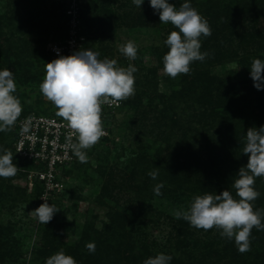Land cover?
Instances as JSON below:
<instances>
[{
  "label": "rangeland",
  "instance_id": "rangeland-1",
  "mask_svg": "<svg viewBox=\"0 0 264 264\" xmlns=\"http://www.w3.org/2000/svg\"><path fill=\"white\" fill-rule=\"evenodd\" d=\"M68 1L0 0V23H2L0 33L13 41V45H17V41L20 42L32 35L26 32L27 22L36 7L40 10L39 17L37 16L35 21L41 20L46 26H49L52 22L62 21V14L65 12ZM92 2H96L98 8L103 12L118 11L120 18L114 16V22L107 25L106 31L110 40L105 42L98 39L96 35L97 25L86 28L84 23L89 36L90 49L101 54L99 47L102 43L111 50V54L104 56L103 59L116 60L118 67L125 68L126 62L134 65L141 59V66L145 68V72L153 68L156 69V82L158 83L159 93L168 94L174 87H182L183 83L180 80L182 74L176 78H171L163 71V57L169 50L165 40L171 31H178V29L170 23L162 24L159 14L150 7L149 0H144L141 8L136 7L132 15L126 13L131 7L135 6L132 0H83V12L87 13L89 18L94 16V14L88 13V6ZM124 2L128 4L126 9H118ZM184 2L185 0H169V3L175 4L177 7ZM187 2L197 9L202 16L207 17L212 30L211 36L201 37V52H208V57L203 62L194 61L190 65L191 70L195 67L202 69L201 78L197 77L193 81L190 77L188 81L191 84L193 82V86L186 85L188 92L190 90L192 93L197 88V94L199 95L194 93L193 97L190 96L179 101V106L184 108L181 112L185 111L180 117H174L170 111L163 113L162 103L159 102V99H155L154 103L148 107L149 121L144 122L141 118V122L138 121L140 125L134 128L133 131L125 129V124H128V117L132 114L126 108L110 118L111 138L109 142L99 141L90 149H86L87 163H81L77 158L75 166L70 167L69 172L66 175L64 174L65 188L64 191L58 193V195H63L60 196L56 206L60 211L51 220L56 226L63 225L61 231L64 235L62 241L57 244L58 249L63 248L65 243H76L81 236L83 227L93 217H95V227L97 230L102 231L105 223L108 222L106 213L110 207L138 214V224L132 228L133 238H135L134 240L138 245H144L148 250V253H145L143 248H140L141 252L143 251L146 254L144 260L159 253H164L172 257V262L174 260L179 261L182 252H190V249L179 244L184 239V237L178 239L183 230L189 232L188 236L192 235L193 238L197 239L200 245L219 242L220 244L216 245L218 250H221L225 242L228 241L226 237L220 235V230L216 228L207 231L197 229L190 226L182 218H174L172 214L175 210H187L195 196L215 193L211 185L220 187L218 182L221 179L217 168L214 170L211 168L207 171L199 166L200 171L191 170L194 181H202L204 186L212 192L201 188H193L194 191L189 192L185 188L176 186V191L170 193L169 190L173 187L168 180H174L176 175H170L169 178L164 175L183 169V163L186 159L189 165L197 164L196 156L200 151L202 156L207 157L213 164L211 153L214 150L218 152L219 149L228 144L227 139L231 137V133H226V129L230 126L225 122L212 121L211 105L220 114L230 108L234 113H238L242 107L232 106L231 98L235 96L241 99L239 105L244 106L249 103L246 102V99L252 97L249 89L264 102V88L257 90L250 76L252 61L254 59L264 61V13L259 11L260 7H264V0H187ZM206 13L211 16L209 17ZM5 17L12 18L10 20L11 24ZM7 24L11 26L10 29ZM19 29H22L20 33ZM38 31L39 29L35 34L42 41H54L58 36L55 29L48 36H45L42 32L38 33ZM10 34L15 35L13 39ZM128 41H134L137 46V58L135 60H130L119 51L120 46ZM47 51L46 48V54ZM11 60L16 59L13 56ZM24 63L22 61L23 65ZM46 63L47 60L44 57L40 60V63H35L33 66L36 81L29 83L30 85L26 88L18 87L26 94V97L21 100L23 109L21 115L28 112H53L55 110L52 102L48 101L40 91V84L46 74ZM227 74L231 81H233L231 75L235 78L233 84L242 85L240 89L235 86L239 91H234L232 88L227 90L228 86L219 85L218 77ZM206 81L210 82L209 86ZM208 91L212 92L214 99L207 95ZM224 94H226L225 97ZM206 95V99L200 100ZM133 96L129 97L127 101H131ZM179 102L177 103L179 104ZM144 103H147V100ZM240 113L246 119L245 109H242ZM52 115H55V112ZM173 121H176V123ZM218 128L221 129V134L217 138L216 134L219 133L216 130ZM13 131H15V126L8 136L13 134ZM186 134L189 136L187 139ZM243 134L246 135L247 133ZM190 138L192 140H189ZM184 141L187 142L185 145ZM178 144L185 147L178 149ZM139 147H142V149H139ZM106 150L110 151V155L106 154ZM11 152L14 157L13 151ZM138 154L144 158L145 165L141 172L145 176L147 172L158 168L160 175H158L157 180L164 185L161 189L163 194L156 196L153 192L150 199L149 197L140 199L136 193L138 191L137 185L141 182L135 181V178L122 176L121 179L118 178L114 181V188L111 190L110 196L105 197L101 203L98 202V196L105 181V178L100 175L103 168L116 167L115 169L130 174L134 168L133 164L139 163ZM13 159L17 162L18 170L24 173L26 165L23 161ZM127 165L128 169L126 170L125 166L127 167ZM218 170L223 171L221 166L218 167ZM147 178L151 180V183H147L150 186L157 184L151 177L147 176L144 177L142 183L149 181ZM3 179L4 189L6 185H11L22 189L27 188L28 192L32 191H30L28 179L20 174ZM0 207L1 227L4 230L11 228L14 240L18 242L17 249L14 251L20 258L16 264H42L41 258L35 260L34 251L42 247V231L45 225L39 223L30 214L39 206H31V201L26 200V202H20L18 207L13 206V201L8 204L5 203V205L2 204ZM254 209H264V202L260 208L254 207ZM142 211H146V213ZM143 215H145L144 218ZM172 240L177 241L175 255L171 252ZM234 246H236L235 242ZM251 250L254 253L259 251V254H262L259 247ZM187 261L194 264L189 259ZM125 262L127 261H123V263ZM82 264H99V262L94 257Z\"/></svg>",
  "mask_w": 264,
  "mask_h": 264
},
{
  "label": "trees",
  "instance_id": "trees-1",
  "mask_svg": "<svg viewBox=\"0 0 264 264\" xmlns=\"http://www.w3.org/2000/svg\"><path fill=\"white\" fill-rule=\"evenodd\" d=\"M193 2V1H191ZM264 3V2H263ZM83 0H81L80 4V13L79 17L82 21V27L84 35L87 37L88 41V48H89V36L86 31V28L94 27V25H97L96 29V35L98 39L103 40L104 42L106 40H110V37L108 36V33L106 31L107 25L114 22L113 17L116 16L117 18H120V15L118 11L116 12H103L101 11L96 2H92L88 6V13L94 14L92 18H89L87 13H84V6H83ZM127 3L124 2L120 5L118 9H126ZM68 4L65 6V10L67 9ZM134 8V9H133ZM136 6L131 7L130 10H128L126 13L127 15H132ZM39 10L38 7H36L32 13L31 18L27 22V33L29 32L32 34L31 36H28L26 39H23L20 43L17 41V45H13V41H10V39L6 38L5 35H2L0 33V70H3L5 68L12 71L15 83L18 85L16 87V92L14 95H16L20 101L26 97V94L23 90L18 88L19 86L26 88L29 83L36 81V76L33 74L35 71V68L33 66L35 63H40V60L42 58H46L47 63L51 62V54L48 50V43L51 42H58L62 41L65 38L66 35V15L65 12L62 14V21L61 22H52L49 26H46L43 21L38 20L35 21L36 17H39ZM143 11V10H141ZM259 11L264 13V7H260ZM209 17L208 13H206ZM214 16V15H213ZM207 19V17L204 15ZM8 22L12 18L5 17ZM94 18V19H93ZM86 28H85V24ZM11 24V22L9 23ZM2 25V23H0ZM8 25V24H7ZM10 25H8V28L10 29ZM39 29V32H42L45 36H48L50 32L55 29L57 33V37L54 41L46 42L42 41L37 37L35 33H37V30ZM22 30V29H21ZM19 29V33L21 32ZM15 35L10 34V37L13 39ZM101 47H99V50L101 51V54L99 56V59H103L104 56H107L111 50L108 47H105L102 43ZM47 48V54L45 52V49ZM11 53H10V52ZM94 51V50H93ZM111 54V53H110ZM14 56L16 60H11V58ZM22 61H24V65L22 64ZM142 60L139 59L133 66H135L138 71L134 73L135 77V94L132 97V100L123 101L122 107L118 110V113L126 108L128 112H131L132 114L129 115L128 124H125V129L129 131H133L134 128H137L140 124L138 121L142 120L149 121L148 116V107H150L155 99H159V102L163 105V113L170 111L174 117H180L182 114L185 113V111L182 113L184 108H181L180 102L182 99L187 97H193L194 93L196 95L198 93V89L195 88V90L191 93L190 90L188 92V88L186 85L192 84L188 81L191 77L193 81L197 79V77L201 78L202 69L200 68H194L191 70L190 75L182 74L180 77L181 82L183 83L182 87L180 88H173L170 93H159L158 83L156 82V73L155 68L151 69L148 72H145V68L141 66ZM130 63L126 62V67L129 66ZM19 67V68H18ZM23 67V68H22ZM18 68V70H17ZM205 75V74H203ZM206 76V75H205ZM208 77V76H206ZM227 77V78H225ZM233 81L235 78L233 75H231ZM220 84L223 86H228L229 90L232 88L234 91H239L235 86H237L239 89L242 87V85H239L237 83L233 84V81L230 80V78L227 75L218 77ZM205 81V80H204ZM209 86V81H206ZM23 88V89H24ZM212 88V87H210ZM226 90V91H227ZM250 93L252 94V97L250 99H246L247 103L246 105H239L241 99L232 96V106L234 107H242V109H245V115L246 119L242 117L240 111L238 113H234V111L230 108L229 110L223 111L222 114L216 111V109L211 105V111L213 112L211 114L212 121H217V123L225 122L229 124L230 127L226 129V133H231L230 138L227 139V145L223 146L221 149H219L218 152L214 150L211 153L212 156V162L211 160L204 158L202 156V152L196 156L197 164L194 163L192 165H189L187 159L183 163V169H178L177 171L167 173L164 176L169 178L170 175H176V178L174 180H168L170 182V185L173 187L170 191V193H173L176 191V186H179L180 188H185L189 192H193V188H201L206 189L209 192V189H207L202 181H194L193 175L191 170L200 171L199 166L203 167L205 170H211V168L216 169L218 171V175L221 178L219 180L220 187L217 185H211V188L214 189L216 194H219L223 190L228 189L232 192L233 196L236 197V190L232 187V184L234 183V180L238 178L236 176V173L238 170L244 166L247 163L248 157L243 154V148L246 145V135L243 133H247V130L251 127L259 128L260 126H264V102L258 98L256 95H254V92H251V89H249ZM188 93V94H187ZM243 94L242 92H240ZM207 95L214 99L213 94L211 91L207 92ZM206 96H203L200 100L206 99ZM226 94L223 96L225 97ZM231 96V95H230ZM219 97V96H218ZM218 99V98H217ZM216 99V100H217ZM145 100H147V103H144ZM179 102V104L177 103ZM56 108V107H55ZM56 110L44 112V111H36L28 112L26 114H22L21 117L18 118L17 122L22 119L26 118L28 116H31L33 114L40 115H50L49 113H54ZM208 112V109H207ZM209 113V112H208ZM117 114V113H116ZM234 115V117H233ZM16 122V124H17ZM141 122V121H140ZM176 123V121H173ZM15 124V131H13V134L9 135V132H0V154L3 155V149H8L13 151L14 158L19 160L15 154V148L14 143L17 137V127ZM217 138L221 134V129L218 128L217 130ZM243 134V135H242ZM110 136H111V130H110ZM107 137L103 139L101 142H109V139L111 137ZM188 134H186L187 139ZM189 140H192L190 138ZM188 140V142H189ZM11 141V143H9ZM192 142V141H191ZM187 142L184 141V145ZM178 149H182L185 146H182L181 144H178ZM142 149V147H139V149ZM106 154L110 155V151L106 150ZM176 151V150H174ZM139 158V163L133 164L134 168L132 170V173H126L125 171H120L115 169V163L111 164L113 167H106L103 168V171L101 172V176L105 178L104 185L101 188V191L98 196V202L101 203V201L106 197L108 198L110 196L111 190L114 188V181L118 178H135V181H140L141 184L137 185L138 191L137 195L138 198H151V195L153 194V188L154 184L150 186L151 183L150 178H147L146 183H142L144 177H149L148 172L146 173V176L141 172L144 168L145 162L144 158L141 157L139 154L137 155ZM14 160V159H13ZM143 160V161H142ZM14 164L16 165L17 162ZM22 162V160H19ZM23 163L26 165L25 170H31L34 168L33 164H29L23 161ZM171 164V163H170ZM74 165H72L71 168H73ZM221 166L223 171L220 172L218 170V167ZM126 170L128 169L125 166ZM69 171H65V175ZM20 174L21 176H24L26 178L27 173L24 171V173H21L20 170L17 171V175ZM160 175V173H159ZM157 184L159 181L153 180ZM4 179L0 177V205H5L13 201V206L18 207L20 202H28L31 201V206H40V198L42 194L44 193V187L36 183L34 185V188L31 192H28L27 188H20V187H14L11 185H6L5 189L3 188ZM255 190H257L260 193V196L253 202L254 207L260 208L262 203L264 202V176L257 177L255 179ZM166 192V191H165ZM212 192V194H215ZM63 194H60L58 196L53 195L49 197L48 203L57 206L60 196ZM238 199V197H236ZM145 200V199H144ZM1 208V207H0ZM13 208V207H12ZM11 208V209H12ZM10 210V209H9ZM255 210V209H254ZM146 213V211H142ZM1 214V211H0ZM106 216L108 218V222L105 223L104 228L102 231L97 230V228L94 225L95 217L92 218L90 222H88L81 232V236L78 239L76 243L69 244L65 243L63 248L57 247V244L62 241L64 233H62L61 228L63 225H55L50 221L48 224L45 225L43 228L42 233V247L38 250L34 251L35 254V260H38L41 258L42 264H46V259L50 256L54 255L61 249L64 250L66 255L72 256L77 264H82L87 260H90L94 257L97 258L99 264H131L132 262L134 264H143L145 261L144 256L145 253H148V250L143 245H138L137 242H135V238H133V227L138 224V214L136 212L132 211H124L121 209H114L112 207L109 208L108 212L106 213ZM145 215H143V218ZM262 223H264V220H262ZM191 226V225H190ZM250 241H251V249L255 247H259L262 250V254H259V251L255 252L253 250H250L246 253L241 254L237 250V246H234V240H229L225 242L224 247L221 250L217 249L219 242L212 243L210 245H200L199 241L195 238H193L192 235L188 236L189 232H186V230L182 231V235H179L178 239L180 237H184L182 241H180L181 246H185L187 249H190V252H182L179 256V261H171L170 264H191L187 260L193 262L194 264H264V231H258L257 229L253 228ZM60 230V231H58ZM177 239V241H178ZM11 241V242H10ZM177 241L172 240L171 247H172V254L175 255V244ZM88 242H94L96 245L95 253H89L87 248L85 247L86 243ZM17 241L14 240L12 229L8 228V230H4L0 225V264H16L18 262L20 256L16 255V252L14 251L17 249ZM142 246V247H141ZM143 248V251L141 252V249ZM125 258V259H124ZM123 261H127L123 263ZM130 261V262H129Z\"/></svg>",
  "mask_w": 264,
  "mask_h": 264
},
{
  "label": "clouds",
  "instance_id": "clouds-1",
  "mask_svg": "<svg viewBox=\"0 0 264 264\" xmlns=\"http://www.w3.org/2000/svg\"><path fill=\"white\" fill-rule=\"evenodd\" d=\"M141 8L144 0H132ZM150 7L159 14L162 24L170 23L178 31H171L165 40L168 47L163 57V71L171 78L181 74H190V65L194 61L203 62L209 55L201 52V37L212 34L205 17L185 0L177 7L169 0H149ZM119 51L130 60L137 58V46L128 41ZM100 53L92 49H80L71 55H59L57 59L45 64V77L40 84L43 96L56 107V116L67 122L69 132L66 144L79 162L87 163L85 150L90 149L105 135L101 119L102 105H119L135 94L134 73L138 69L129 64L127 68L118 67L116 60L99 59ZM250 76L257 90L264 88V61L254 59L250 66ZM16 83L12 71L0 70V132H10L22 113L20 99L14 95ZM32 117L21 124V133L30 131ZM75 137V142H73ZM0 155V177L10 178L17 174L18 167L13 162V154L3 149ZM243 154L247 163L236 173L232 187L236 197L228 189L219 194L206 193L195 196L187 210H175L176 219H184L192 227L205 231L216 228L220 235L234 240L237 250L243 254L251 250L250 236L253 228L264 231V209H255L253 202L260 196L255 190V179L264 176V126L247 130L246 145ZM159 171L148 172L153 180ZM163 183L154 186L156 196L163 193ZM44 200V199H43ZM60 211L46 200L30 214L39 223L48 224ZM89 253H95L94 242L86 243ZM172 257L159 253L147 258L143 264H170ZM46 264H77L61 249L46 259Z\"/></svg>",
  "mask_w": 264,
  "mask_h": 264
},
{
  "label": "built area",
  "instance_id": "built-area-1",
  "mask_svg": "<svg viewBox=\"0 0 264 264\" xmlns=\"http://www.w3.org/2000/svg\"><path fill=\"white\" fill-rule=\"evenodd\" d=\"M66 15V35L62 41L48 43L51 59H57L59 55H71L74 51L88 49V41L84 35L82 21L79 17L81 0H69ZM103 60V59H101ZM119 105H102V123L105 135L99 141L110 136V118L122 107ZM57 111V109L55 108ZM55 115L33 114L29 133H21V124L26 118L20 119L17 124V137L14 143L15 154L19 160L33 164L34 168L25 170L26 178L30 184V191L36 183L44 187V193L40 198L48 202L49 197L64 191L63 177L77 161V157L66 144V136L69 132L67 122ZM75 142V137H73ZM44 199V200H43Z\"/></svg>",
  "mask_w": 264,
  "mask_h": 264
}]
</instances>
